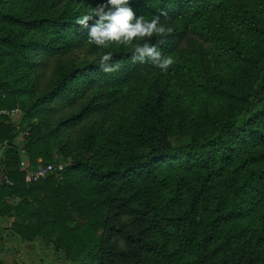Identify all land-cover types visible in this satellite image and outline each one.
Segmentation results:
<instances>
[{
	"label": "trees",
	"instance_id": "16d2710c",
	"mask_svg": "<svg viewBox=\"0 0 264 264\" xmlns=\"http://www.w3.org/2000/svg\"><path fill=\"white\" fill-rule=\"evenodd\" d=\"M102 2L0 0V166L19 132L27 170L68 158L34 183L2 171L0 216L75 264H264V0H129L137 17L167 13L166 72L87 42L76 20ZM109 51L121 67L106 74Z\"/></svg>",
	"mask_w": 264,
	"mask_h": 264
},
{
	"label": "clouds",
	"instance_id": "9594fccd",
	"mask_svg": "<svg viewBox=\"0 0 264 264\" xmlns=\"http://www.w3.org/2000/svg\"><path fill=\"white\" fill-rule=\"evenodd\" d=\"M160 15L146 20L143 15L137 17L130 7L129 0H104L92 8L88 14L79 17L76 24L86 29L87 42L99 48H108L111 44L133 48V62H149L162 72H166L175 61L173 57L161 52L159 44L165 42L164 37L173 29L161 23ZM92 22L91 25L89 22ZM153 37H160L157 43H152ZM137 40L143 43H137ZM112 53L106 52L98 61L100 69L111 74L119 71L120 63H113Z\"/></svg>",
	"mask_w": 264,
	"mask_h": 264
},
{
	"label": "rangeland",
	"instance_id": "374dc122",
	"mask_svg": "<svg viewBox=\"0 0 264 264\" xmlns=\"http://www.w3.org/2000/svg\"><path fill=\"white\" fill-rule=\"evenodd\" d=\"M1 72V69H0ZM2 81V74H0V82ZM9 122L15 127V131L19 127L25 125V121L22 119V113L18 109L12 110L8 114ZM18 133V132H17ZM25 132H19L13 144L9 148L15 151V162L10 165L2 164L0 171L4 172L6 169H18L21 172H26L28 169V157L23 150V136ZM4 144V148H6ZM53 163L66 166L68 158L62 157L56 152H51ZM1 158V153H0ZM40 162V159L37 160ZM86 188V187H85ZM88 196H91L95 202H99L98 197L94 196L92 192L86 190ZM6 203L15 205L18 203L19 198L15 195L6 196L4 198ZM114 224L123 225L130 232L133 231L132 227L127 224V217L120 216L116 218ZM104 239L111 243L116 252H120L126 249V242L120 232L114 230L104 231ZM0 264H75L68 261L64 253L58 250L53 244L42 240L39 237L34 238L32 241H25L20 236L16 235L10 229V222L4 217L0 216Z\"/></svg>",
	"mask_w": 264,
	"mask_h": 264
},
{
	"label": "built area",
	"instance_id": "2783aa9c",
	"mask_svg": "<svg viewBox=\"0 0 264 264\" xmlns=\"http://www.w3.org/2000/svg\"><path fill=\"white\" fill-rule=\"evenodd\" d=\"M65 166L61 164H48L46 166L36 167L34 170H27L25 172L24 181L26 183H34L40 179H44L47 176L51 175L53 172L62 171ZM0 181L4 182L7 185H11V182L7 179V176L0 171Z\"/></svg>",
	"mask_w": 264,
	"mask_h": 264
}]
</instances>
